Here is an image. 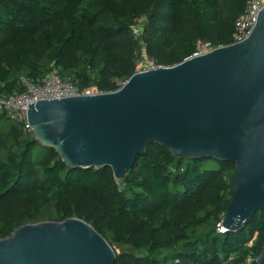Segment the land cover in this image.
<instances>
[{
  "label": "trees",
  "instance_id": "trees-1",
  "mask_svg": "<svg viewBox=\"0 0 264 264\" xmlns=\"http://www.w3.org/2000/svg\"><path fill=\"white\" fill-rule=\"evenodd\" d=\"M247 2L0 0V95L23 93V76L40 83L53 73L81 91H115L142 58L171 67L198 41L230 45ZM234 170L149 144L117 181L108 167L69 168L25 122L0 113V240L78 218L108 242L115 264H255L264 210L241 230H218Z\"/></svg>",
  "mask_w": 264,
  "mask_h": 264
},
{
  "label": "water",
  "instance_id": "water-1",
  "mask_svg": "<svg viewBox=\"0 0 264 264\" xmlns=\"http://www.w3.org/2000/svg\"><path fill=\"white\" fill-rule=\"evenodd\" d=\"M25 122L69 168H102L117 181L149 144L175 157L234 165L221 231L264 210V6L249 36L171 67L134 73L103 93L28 104ZM255 264H264V246ZM88 223L27 224L0 240V264H115Z\"/></svg>",
  "mask_w": 264,
  "mask_h": 264
},
{
  "label": "built area",
  "instance_id": "built-area-1",
  "mask_svg": "<svg viewBox=\"0 0 264 264\" xmlns=\"http://www.w3.org/2000/svg\"><path fill=\"white\" fill-rule=\"evenodd\" d=\"M263 6L264 0H248L243 15L235 21L234 33L230 44L243 42L249 36ZM213 49L208 43L198 41L193 56L208 54ZM158 68L152 60H145L136 66L134 73H142ZM19 84L25 89L23 93H14L6 96L0 95V113L6 114L14 122H25L28 104L36 103L40 100H57L81 94L90 95L98 91L96 88L81 91L79 87L61 80L55 73L46 76L40 83H36L23 76ZM123 84L116 83L119 88ZM218 230L221 231L220 225L218 226Z\"/></svg>",
  "mask_w": 264,
  "mask_h": 264
},
{
  "label": "rangeland",
  "instance_id": "rangeland-1",
  "mask_svg": "<svg viewBox=\"0 0 264 264\" xmlns=\"http://www.w3.org/2000/svg\"><path fill=\"white\" fill-rule=\"evenodd\" d=\"M142 61H145V59H144V58H142V60H141V62H139V64H140V63H142ZM117 249H119V250H120V248H119V247H117Z\"/></svg>",
  "mask_w": 264,
  "mask_h": 264
}]
</instances>
